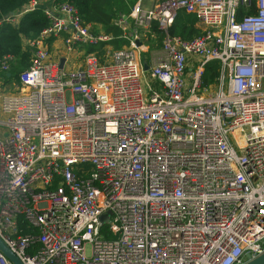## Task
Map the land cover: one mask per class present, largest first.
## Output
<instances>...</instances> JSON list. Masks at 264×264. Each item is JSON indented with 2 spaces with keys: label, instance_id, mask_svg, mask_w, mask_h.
I'll return each instance as SVG.
<instances>
[{
  "label": "built area",
  "instance_id": "built-area-1",
  "mask_svg": "<svg viewBox=\"0 0 264 264\" xmlns=\"http://www.w3.org/2000/svg\"><path fill=\"white\" fill-rule=\"evenodd\" d=\"M39 6L49 25L22 39L31 53L6 83L14 92L0 80V238L22 264L262 254L264 0H137L114 20L125 43L106 45L102 61L85 47L112 36L67 2L32 0L2 19ZM238 6L252 12L238 19ZM180 9L196 16L190 40L168 32ZM153 25L161 47L149 56ZM13 59L0 60L2 73ZM211 60L219 73L204 85ZM19 214L37 234L18 233ZM0 264L12 263L0 252Z\"/></svg>",
  "mask_w": 264,
  "mask_h": 264
},
{
  "label": "trees",
  "instance_id": "trees-1",
  "mask_svg": "<svg viewBox=\"0 0 264 264\" xmlns=\"http://www.w3.org/2000/svg\"><path fill=\"white\" fill-rule=\"evenodd\" d=\"M32 0H0V60L4 56H12L14 59L10 63V68L6 73L0 71V80L3 83H10L18 80V74L28 66L31 48L22 45V39L33 40L39 36L42 30L48 25L49 21L44 13L43 7L39 6L19 17L16 24L4 21L2 18L20 10ZM42 4L48 0H35ZM55 2H67L74 6L78 15L84 23L92 24L103 33L112 36L107 42H100L96 46H86V52H93L102 61L106 58L109 49L106 45H111L117 49L125 43L121 38L120 28L114 24V20L120 15H128L137 0H54ZM246 11L242 6H238L236 17L239 19ZM152 32L156 35L155 46H161L162 33L153 25ZM168 32L172 36L183 40H190L199 32L196 26V16L194 13L185 12L180 9ZM152 45V47H154ZM219 62L209 61L203 70L202 84H212L215 82L219 73ZM18 233L37 234V229L28 226L23 215L17 216Z\"/></svg>",
  "mask_w": 264,
  "mask_h": 264
},
{
  "label": "water",
  "instance_id": "water-1",
  "mask_svg": "<svg viewBox=\"0 0 264 264\" xmlns=\"http://www.w3.org/2000/svg\"><path fill=\"white\" fill-rule=\"evenodd\" d=\"M63 59H61L62 63ZM143 69H148V63L146 61L142 62ZM105 215H101V219H103ZM0 252L4 255L12 264H22L19 258L6 246L3 240L0 238ZM244 264H264V252L253 259L246 261Z\"/></svg>",
  "mask_w": 264,
  "mask_h": 264
},
{
  "label": "crops",
  "instance_id": "crops-1",
  "mask_svg": "<svg viewBox=\"0 0 264 264\" xmlns=\"http://www.w3.org/2000/svg\"><path fill=\"white\" fill-rule=\"evenodd\" d=\"M155 1L157 0H142V4L145 6V7H149L151 6ZM157 39H156V35L154 34V32H151L150 31H146L143 33V36H142V42L144 43V45L148 48V51L151 50V53H158L159 52V49L160 47L158 46H155L154 44L156 43ZM152 45H154V47H152ZM148 53V52H147ZM150 54H147L150 56ZM146 55V57H148Z\"/></svg>",
  "mask_w": 264,
  "mask_h": 264
},
{
  "label": "rangeland",
  "instance_id": "rangeland-1",
  "mask_svg": "<svg viewBox=\"0 0 264 264\" xmlns=\"http://www.w3.org/2000/svg\"><path fill=\"white\" fill-rule=\"evenodd\" d=\"M150 53H151V50H149L147 54H150ZM79 60H80V58H78L77 55H76V57H74V58L72 59V61H73V62L75 61L76 63H78ZM6 86H7L8 88H10L9 84H6ZM7 91H8V92H14V90H12L11 88H10L9 90H7Z\"/></svg>",
  "mask_w": 264,
  "mask_h": 264
}]
</instances>
